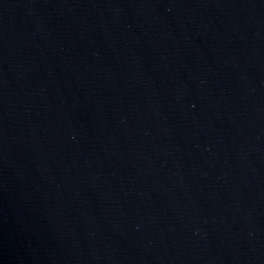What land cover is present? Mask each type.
<instances>
[{"label":"water","instance_id":"obj_1","mask_svg":"<svg viewBox=\"0 0 264 264\" xmlns=\"http://www.w3.org/2000/svg\"><path fill=\"white\" fill-rule=\"evenodd\" d=\"M0 264H264V0H0Z\"/></svg>","mask_w":264,"mask_h":264}]
</instances>
